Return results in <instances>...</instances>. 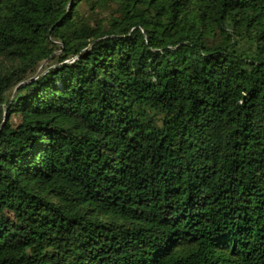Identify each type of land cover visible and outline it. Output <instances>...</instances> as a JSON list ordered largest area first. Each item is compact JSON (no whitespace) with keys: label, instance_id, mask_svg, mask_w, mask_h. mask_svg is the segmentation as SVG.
Returning <instances> with one entry per match:
<instances>
[{"label":"trees","instance_id":"16d2710c","mask_svg":"<svg viewBox=\"0 0 264 264\" xmlns=\"http://www.w3.org/2000/svg\"><path fill=\"white\" fill-rule=\"evenodd\" d=\"M0 264H264V0H0Z\"/></svg>","mask_w":264,"mask_h":264}]
</instances>
